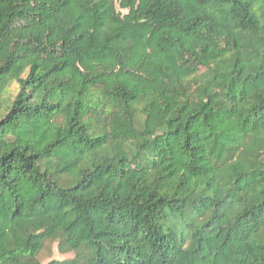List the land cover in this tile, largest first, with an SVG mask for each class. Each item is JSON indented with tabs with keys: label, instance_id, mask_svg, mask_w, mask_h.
<instances>
[{
	"label": "trees",
	"instance_id": "trees-1",
	"mask_svg": "<svg viewBox=\"0 0 264 264\" xmlns=\"http://www.w3.org/2000/svg\"><path fill=\"white\" fill-rule=\"evenodd\" d=\"M0 0V264H264V0Z\"/></svg>",
	"mask_w": 264,
	"mask_h": 264
},
{
	"label": "rangeland",
	"instance_id": "rangeland-1",
	"mask_svg": "<svg viewBox=\"0 0 264 264\" xmlns=\"http://www.w3.org/2000/svg\"><path fill=\"white\" fill-rule=\"evenodd\" d=\"M117 2V5H118V8L119 10L122 12V13H126L127 11L126 10H122L119 6V3H120V0H116ZM73 257V254H66V255H62L59 253L58 251V248H57V244H51V245H48L44 250L43 252L41 253L40 255V259L42 261V264H47L49 261L51 260H63V259H66V258H71Z\"/></svg>",
	"mask_w": 264,
	"mask_h": 264
}]
</instances>
